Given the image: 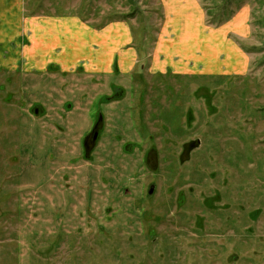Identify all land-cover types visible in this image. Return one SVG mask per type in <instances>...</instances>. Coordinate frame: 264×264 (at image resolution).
<instances>
[{"label":"rangeland","instance_id":"1","mask_svg":"<svg viewBox=\"0 0 264 264\" xmlns=\"http://www.w3.org/2000/svg\"><path fill=\"white\" fill-rule=\"evenodd\" d=\"M18 1L26 19L126 22L141 66L110 76L11 70L0 48V264H221L233 255L264 264V0H193L212 32L233 22L243 38L218 39L250 58L246 74L211 78L150 71L148 54L167 21L163 0ZM2 23L1 47H22L18 31L2 37ZM224 46L204 54L206 68L221 67ZM228 55L233 70L239 62ZM100 114V143L85 158ZM196 140L180 163L183 144ZM237 196L242 245L226 239L231 231L201 230L203 219L216 220L215 207H237Z\"/></svg>","mask_w":264,"mask_h":264},{"label":"crops","instance_id":"2","mask_svg":"<svg viewBox=\"0 0 264 264\" xmlns=\"http://www.w3.org/2000/svg\"><path fill=\"white\" fill-rule=\"evenodd\" d=\"M194 1L163 0L167 21L155 49L148 54L150 71L160 75L170 74L171 71L183 77L209 78L213 75L246 74L250 69L248 54L233 43L228 42L225 47L218 39L225 43L226 36L239 34L232 28L233 22H226L212 32L204 22L202 9L195 6ZM0 5L4 7V12L0 11L2 37L12 38L18 35V31L19 37L22 34L20 40L24 36L27 42L8 53L9 49L0 45L6 56L3 67L41 72L53 66L57 73L73 74L82 70L89 76H110L115 72L130 74L141 65L139 53L129 47L133 37L126 22L99 28L94 26L92 19L84 20L75 14L60 18L39 19L34 16L26 19L20 1L0 0ZM240 27L245 28L244 25ZM11 31L14 32L11 34ZM239 36L243 38L242 34ZM217 46H224L229 54L236 57L239 66L233 70L228 68L229 55L221 52L215 58L221 67L218 70L206 68L204 54L213 55L218 50Z\"/></svg>","mask_w":264,"mask_h":264},{"label":"flooded vegetation","instance_id":"3","mask_svg":"<svg viewBox=\"0 0 264 264\" xmlns=\"http://www.w3.org/2000/svg\"><path fill=\"white\" fill-rule=\"evenodd\" d=\"M121 93H119L120 95ZM123 96V95H122ZM121 96V97H122ZM38 106L35 107V109L37 108ZM72 108V107H70ZM69 108V109H70ZM34 109V111H35ZM40 109V108H38ZM72 110V109H71ZM42 111V110H41ZM102 115L99 116V118L101 117ZM191 118L192 116L190 114H187V117H186V123H188L190 126V131L193 130V127L194 125H190L191 123ZM99 121V119H98ZM98 121L94 124V126L92 127V129L90 130V132L88 133L87 136H90L93 135V133L95 132V129H96V125L98 124ZM105 128V119L104 117L102 116V128L100 129V133H99V138H98V141L96 143V146L94 148V150L96 149L97 147V144H99V139H100V134L101 132L104 130ZM167 134H171L169 131L166 133ZM172 135V134H171ZM202 141L200 140H196V141H189L187 143H184L183 144V147H182V150H181V153H180V163L183 161L185 162L189 157L190 155L192 154V152H194L196 149H198L200 143ZM132 146H129L126 144L125 148L128 150L129 148H131ZM149 153V152H148ZM147 153V161L148 163L151 162V165H152V170H156L158 168V160H159V155H157L156 153L157 150H151L149 155ZM91 154H93V152H91L87 158L91 157ZM86 158V157H85ZM154 186L155 189H156V186L154 184H151L150 187H149V195H153V194H150V189L151 187ZM181 194V193H179ZM215 199H220V196H217V198H213V199H204L202 204L204 205V207H207L209 205V201H213ZM236 204H237V207H232V206H228V205H225L224 207L222 208H217V212H218V216H215V219H208L209 221H214L212 223H208V224H205V219H203L204 223L202 225V231H204L205 229V226H208L211 228V226L213 225L214 226V229H225V230H228V231H231L232 234L231 235H228L226 236V239L232 243V244H235V245H242L243 243V233H242V227H243V215H244V212H243V208L241 206H239L238 204V200L240 199L238 196L236 197ZM215 203V202H214ZM257 212V216L259 219L260 218V213L261 211H255ZM214 218V217H213ZM256 219V220H257ZM155 222V221H154ZM156 223V222H155ZM196 227V225L194 224V228ZM197 228V227H196ZM251 231V230H250ZM202 232L200 233H194V234H197V235H200ZM235 241V242H234ZM250 261L247 262V264H257L255 262L254 259H250L248 258ZM243 261L242 258H240L239 256L237 255H233L232 257H230V259H223L221 260V264H239ZM194 262H196V264H201V263H204V262H210V260H206V259H203V260H194Z\"/></svg>","mask_w":264,"mask_h":264},{"label":"water","instance_id":"4","mask_svg":"<svg viewBox=\"0 0 264 264\" xmlns=\"http://www.w3.org/2000/svg\"><path fill=\"white\" fill-rule=\"evenodd\" d=\"M38 113H39V110H36V114H38ZM101 128H102V117H100L99 122L96 126V129H95V132L93 133V135L86 138V140L84 142V146H85L87 153L91 152L95 148L97 139L99 137V131ZM154 190H155V187L152 186L150 189V194H153Z\"/></svg>","mask_w":264,"mask_h":264},{"label":"trees","instance_id":"5","mask_svg":"<svg viewBox=\"0 0 264 264\" xmlns=\"http://www.w3.org/2000/svg\"><path fill=\"white\" fill-rule=\"evenodd\" d=\"M107 100H109V99H107Z\"/></svg>","mask_w":264,"mask_h":264}]
</instances>
